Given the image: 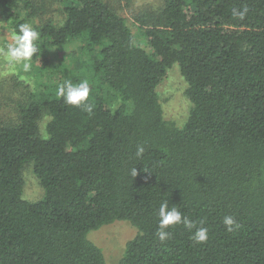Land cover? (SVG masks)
<instances>
[{
  "label": "trees",
  "instance_id": "trees-1",
  "mask_svg": "<svg viewBox=\"0 0 264 264\" xmlns=\"http://www.w3.org/2000/svg\"><path fill=\"white\" fill-rule=\"evenodd\" d=\"M53 2L63 19H43L35 0H0L12 31L40 33L31 70L20 67L29 82L0 85V105L12 103L0 106V264H107L89 234L119 220L137 234L118 264H264V0H164L135 16L145 41L110 0ZM174 64L182 124L158 93ZM68 79L89 81L91 116L58 97ZM28 163L39 200L23 195ZM164 201L204 221L207 242L178 224L162 243ZM227 215L241 227L229 232Z\"/></svg>",
  "mask_w": 264,
  "mask_h": 264
},
{
  "label": "rangeland",
  "instance_id": "rangeland-1",
  "mask_svg": "<svg viewBox=\"0 0 264 264\" xmlns=\"http://www.w3.org/2000/svg\"><path fill=\"white\" fill-rule=\"evenodd\" d=\"M36 3H44L46 12L42 18L55 16L56 18L63 19L61 12H59L53 0H35ZM164 0H110V4L123 15L140 41H145L144 32L139 28L138 23L135 21V16L152 13L160 9ZM42 19V20H43ZM13 31L9 27L8 20L0 14V48L4 47L7 43H12ZM39 61L37 60V63ZM21 66H10L0 55V85L5 84L10 78H17L20 76L21 81H26L27 76L21 74ZM27 78V79H26ZM7 79L6 81H4ZM28 81V80H27ZM29 82V81H28ZM5 88V85L0 88ZM186 83L181 75L180 67L174 64L169 68L167 76L163 79L158 87V93L165 111L167 119L182 124L187 117L189 110V101L185 96ZM3 92L0 91L2 98ZM2 103H3V99ZM1 103V105H2ZM0 105V106H1ZM12 103L6 100V105L3 104L1 109H11ZM44 125V122H42ZM23 175L25 179L23 195L29 200H39L44 195V189L40 186L39 179L34 173L32 163L24 166ZM137 234V228L128 221H116L109 225H104L101 228L91 231L89 234L90 239L99 245L105 254L107 264H118L122 257L126 243L134 238Z\"/></svg>",
  "mask_w": 264,
  "mask_h": 264
},
{
  "label": "clouds",
  "instance_id": "clouds-1",
  "mask_svg": "<svg viewBox=\"0 0 264 264\" xmlns=\"http://www.w3.org/2000/svg\"><path fill=\"white\" fill-rule=\"evenodd\" d=\"M249 12L247 5L242 8H234L232 15L239 20H244ZM12 43H7L0 48V55L10 66H21L24 72H28L32 68L33 57L40 51L39 40L40 33L29 23L18 25V31L13 30ZM91 87L87 79L74 83L71 79L65 80L58 86L57 95L62 97L67 105L80 108L91 116L94 113L95 104L90 100ZM145 153L144 146H138L135 153L136 157L142 158ZM138 174L137 167L130 170V176L136 177ZM159 226L156 236L163 243L171 239V233L168 231L170 226L181 224L190 232L194 229L191 239L197 243L207 242L208 228L203 227L204 221H200V226L184 215L177 207H169L168 201L160 204L159 211ZM223 224L229 232L238 229L241 225L232 215H227L223 218Z\"/></svg>",
  "mask_w": 264,
  "mask_h": 264
}]
</instances>
